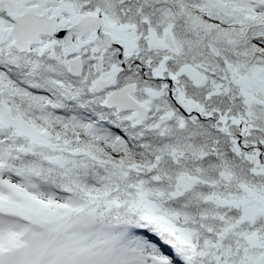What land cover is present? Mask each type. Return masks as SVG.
Returning a JSON list of instances; mask_svg holds the SVG:
<instances>
[{"label": "snow or ice", "instance_id": "snow-or-ice-1", "mask_svg": "<svg viewBox=\"0 0 264 264\" xmlns=\"http://www.w3.org/2000/svg\"><path fill=\"white\" fill-rule=\"evenodd\" d=\"M0 264H264V0H0Z\"/></svg>", "mask_w": 264, "mask_h": 264}]
</instances>
